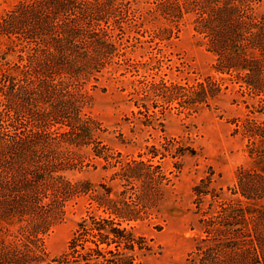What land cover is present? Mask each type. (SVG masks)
<instances>
[{"label": "rangeland", "instance_id": "374dc122", "mask_svg": "<svg viewBox=\"0 0 264 264\" xmlns=\"http://www.w3.org/2000/svg\"><path fill=\"white\" fill-rule=\"evenodd\" d=\"M223 1L239 11L233 21L241 34L232 38L236 45L223 51L227 55L219 54L211 45L212 38L200 31L207 19L204 7L215 8L216 0H118L113 11L105 9L81 17L79 8L61 19L42 16L43 21L54 25L100 27L105 32L120 25L127 31L110 32L113 44L104 58L107 68L86 88L89 102H83L82 112L89 120L88 127L100 131L90 140L91 146L77 145L56 158L43 157L60 170L58 180L48 182L38 192L28 211L37 206L40 194L49 204L54 188L65 197L57 201L59 210L42 227L30 213L4 219L0 251L8 250L20 258L24 251H30V264H55L53 260L65 253L84 217L94 213L112 216L93 202L96 187L87 191L88 182L97 187L106 184L100 191L106 198L105 192L111 190L116 206V200L139 202L135 213L130 208L117 213L144 220L130 225L162 248L147 264H185L197 234L192 230L197 225L192 214L194 187L210 176L228 197H233L230 190L235 191L239 175L249 168L246 130L264 126V88L251 90L244 81L252 72L264 81V46L259 48L262 42H252L264 24V0ZM17 4L18 0H0V24ZM244 51L247 55L243 58ZM23 52H18L19 60L11 59L12 65L0 55V71L18 67L25 82L37 83L39 79L28 71L30 63ZM24 85L29 88L27 82ZM8 89L7 83L0 84V113L13 118L3 99ZM25 109L33 112L31 107ZM12 121L5 119V127L10 128L6 134L16 136L18 143L32 142L39 127L35 119L27 116L18 123ZM26 163L12 167L32 180L29 174L33 175L37 167ZM138 172L146 177L145 183L135 179ZM153 176L167 189L156 211L150 208L156 201L151 196L156 187L147 179ZM42 254L43 263L38 261ZM15 263L28 264L21 259Z\"/></svg>", "mask_w": 264, "mask_h": 264}, {"label": "trees", "instance_id": "16d2710c", "mask_svg": "<svg viewBox=\"0 0 264 264\" xmlns=\"http://www.w3.org/2000/svg\"><path fill=\"white\" fill-rule=\"evenodd\" d=\"M117 1L18 0L15 10L0 24V55L5 56V63L12 65L16 57L19 60L18 52L24 50L22 54L27 55L30 63L28 71L39 79L37 83L26 81L29 85L27 88L24 87L25 75H22V70L18 67L14 69L9 66L10 69L4 73L0 71V84L6 86L7 83L9 86L8 91L3 92V99L9 110L7 112L15 115L13 118H5L0 113V135L5 136H0V224L13 215L22 217L30 213L38 219L42 227L47 224L48 217L55 215L59 210L57 201L59 203L65 197L54 188L49 204L45 203V198H41L40 194L37 206L33 211H28V205H34L38 192L45 189L48 182L56 183L58 180L57 173L60 170L54 167L55 163L43 160V157L47 154L56 158L63 151L69 152L70 147L77 145L79 148L91 146L90 140L100 131L88 127L89 120L82 112L85 105L83 102H89L86 88L90 82L98 79L97 75L104 68H107L104 66V58L110 53L111 50L108 49L113 44L110 39L113 35H110V32L114 33V30L118 29L124 34L127 31L124 27L116 25L117 28L107 31L108 35L100 27L54 25L43 21L42 16L50 15L49 17L61 19L79 8L81 17L105 9L113 11ZM234 7L223 0H216L215 8L204 7L203 14L207 19L204 20L206 24L201 26L200 31L212 38L211 45L218 49L219 54L227 55L223 51L227 52L228 47L232 48L237 44L232 38L241 37L240 29L233 21V16L239 12ZM228 32H231L230 35ZM259 32L252 42L257 45L262 42L259 46L262 48L264 24ZM245 55L246 51L242 54L243 58ZM229 67L232 68V65ZM256 76L252 72L244 78L245 84L251 90L264 88V81L260 76ZM21 78L22 84H18ZM25 106L31 107L33 112L26 110ZM35 108H38L39 112H34ZM27 116H32L39 127L31 137L32 142L22 140L18 143L16 136L6 134L10 128L7 129L4 122L5 119L7 122L13 119V123H18ZM253 127L246 130L249 140V168L239 175L235 191L230 190L233 197H228L210 176L202 179L193 189L196 202L193 203L195 210L192 214L196 217L197 225L192 230L197 234L193 237L194 249L185 264H264V126L256 127V130ZM194 153L192 150V154ZM158 154L155 153L154 156ZM185 154L187 153L183 151L182 156ZM26 160L37 167L33 175L29 174L32 180L12 167L18 164L26 165ZM12 162L14 164L10 165ZM126 172L127 170L125 174ZM135 179L146 182V177L139 172ZM147 179L149 185L156 187L151 195L156 201L150 207L156 211L167 189L163 188L165 185H161L162 182L157 184L154 176ZM105 186L106 184L97 187L86 183L87 191H93L96 187L93 202L98 207L110 211L112 216L104 217L94 213L84 217L65 253L54 259L53 263L147 264L152 256L161 253L160 246L140 234L137 227L130 225V222L144 220L138 216L123 217L117 213L129 208L135 213L134 207H138L139 202L129 204L126 200L122 203L116 200V206L111 190L105 192L106 198L100 191ZM118 218L127 221L129 226H123V222ZM20 259L21 263L26 261L30 264L33 261L30 260V251H24L22 258L14 256V253L8 250L0 251V264H16ZM43 260L44 255H39L38 261L43 263Z\"/></svg>", "mask_w": 264, "mask_h": 264}]
</instances>
